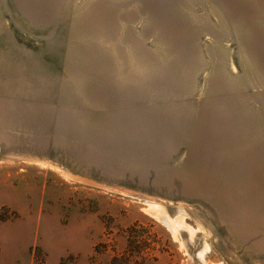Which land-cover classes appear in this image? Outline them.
Returning <instances> with one entry per match:
<instances>
[{"label":"rangeland","instance_id":"374dc122","mask_svg":"<svg viewBox=\"0 0 264 264\" xmlns=\"http://www.w3.org/2000/svg\"><path fill=\"white\" fill-rule=\"evenodd\" d=\"M0 264H264V0H0Z\"/></svg>","mask_w":264,"mask_h":264},{"label":"bare ground","instance_id":"6f19581e","mask_svg":"<svg viewBox=\"0 0 264 264\" xmlns=\"http://www.w3.org/2000/svg\"><path fill=\"white\" fill-rule=\"evenodd\" d=\"M245 3H246V2H245ZM243 4H244V3H243ZM246 4H247V3H246ZM242 7H243V6H242ZM242 7H240V9H241ZM244 9H245V8H244ZM241 10H242V9H241ZM241 10H240V11H241ZM154 210H156V209H154ZM167 216H168V215H167ZM178 218H179V217H178ZM171 219H173V218H170V220H171ZM178 220H180V218H179ZM167 221H168V220H167ZM182 221H183V220H182ZM170 223H172V222H170ZM168 224H169V222H168ZM172 225H173V224H172ZM174 225H175V224H174ZM169 227H171V225H170ZM174 227H175V226H174ZM186 227H187V226H186ZM186 227H184V228H186ZM187 228H188V227H187Z\"/></svg>","mask_w":264,"mask_h":264}]
</instances>
